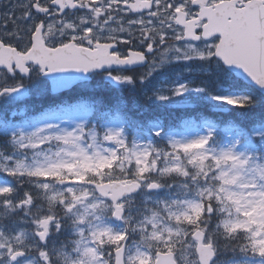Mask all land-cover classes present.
Wrapping results in <instances>:
<instances>
[{"label":"snow or ice","instance_id":"1","mask_svg":"<svg viewBox=\"0 0 264 264\" xmlns=\"http://www.w3.org/2000/svg\"><path fill=\"white\" fill-rule=\"evenodd\" d=\"M0 264H264V0H0Z\"/></svg>","mask_w":264,"mask_h":264},{"label":"trees","instance_id":"2","mask_svg":"<svg viewBox=\"0 0 264 264\" xmlns=\"http://www.w3.org/2000/svg\"><path fill=\"white\" fill-rule=\"evenodd\" d=\"M151 113H148L147 115H150Z\"/></svg>","mask_w":264,"mask_h":264},{"label":"water","instance_id":"3","mask_svg":"<svg viewBox=\"0 0 264 264\" xmlns=\"http://www.w3.org/2000/svg\"><path fill=\"white\" fill-rule=\"evenodd\" d=\"M62 92V91H61Z\"/></svg>","mask_w":264,"mask_h":264}]
</instances>
